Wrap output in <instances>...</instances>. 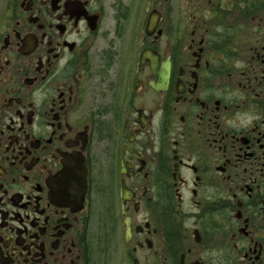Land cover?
<instances>
[{
    "label": "flooded vegetation",
    "instance_id": "flooded-vegetation-1",
    "mask_svg": "<svg viewBox=\"0 0 264 264\" xmlns=\"http://www.w3.org/2000/svg\"><path fill=\"white\" fill-rule=\"evenodd\" d=\"M0 264H264V0H0Z\"/></svg>",
    "mask_w": 264,
    "mask_h": 264
}]
</instances>
